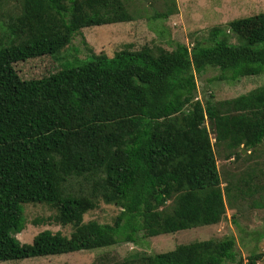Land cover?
<instances>
[{"label": "trees", "instance_id": "trees-1", "mask_svg": "<svg viewBox=\"0 0 264 264\" xmlns=\"http://www.w3.org/2000/svg\"><path fill=\"white\" fill-rule=\"evenodd\" d=\"M130 20L125 0H21L0 36V261L216 225L237 195L264 207L251 172L222 189L213 148L237 158L264 140V86L202 101L196 83L207 67L232 82L264 73V48H254L264 42V10L214 26L190 47L125 44L39 78L14 69L58 54L83 28ZM96 198L121 209L112 224L84 221ZM25 202L54 209L49 219L70 225L69 235L43 229L21 243ZM234 244L233 236L192 241L121 264H244ZM259 256L251 252L247 263Z\"/></svg>", "mask_w": 264, "mask_h": 264}, {"label": "rangeland", "instance_id": "rangeland-1", "mask_svg": "<svg viewBox=\"0 0 264 264\" xmlns=\"http://www.w3.org/2000/svg\"><path fill=\"white\" fill-rule=\"evenodd\" d=\"M132 11L133 20L115 22L83 28L73 36L70 43L58 54H46L26 61L14 63V69L22 79L39 78L60 69L80 65L92 54L105 53L109 57L123 47L131 44L135 50L143 45L162 46L172 49L175 42L189 47L196 40L203 41L214 26H223L229 20L255 14L264 10V0H125ZM21 0H4L0 6V36L8 32V25L14 21ZM171 3L172 5H168ZM169 14L164 17L156 13ZM82 39H85L83 42ZM230 42L236 39L230 36ZM264 48V42L254 46ZM60 63V64H59ZM218 69L207 67L197 76V98L204 101L210 94L214 100H223L244 94L251 89L264 86V73L241 77L236 81L217 79ZM210 129L208 122H205ZM209 136L213 143V134ZM215 160L224 188L227 180L241 182L251 172V183L264 187V140L251 151L245 150L234 158L222 146H214ZM74 186V183H72ZM77 188V185H75ZM237 192V190L234 188ZM87 191L84 189V192ZM264 192V189L262 190ZM226 195V193H225ZM242 196V194H239ZM258 197V192L254 193ZM250 198V197H249ZM249 198L235 197L233 204L227 205L224 218L216 225L200 226L175 233H160L151 237L137 234V242H124L80 249L63 254L32 256L21 259L0 261V264H121L130 259L134 252H166L179 244L202 241L210 238L220 239L233 236L235 250L243 258L244 264L251 252L259 253L255 264H264V207L255 208ZM228 204V203H227ZM24 228L15 236L21 243L31 242L33 236L43 230L60 232L68 236L71 227L57 225L49 219L54 209L38 202L21 204ZM121 209L101 198L95 199V207L88 210L84 221L96 220L112 224Z\"/></svg>", "mask_w": 264, "mask_h": 264}]
</instances>
